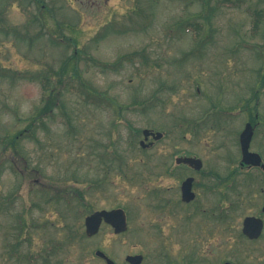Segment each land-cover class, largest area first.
I'll return each instance as SVG.
<instances>
[{
    "label": "rangeland",
    "instance_id": "374dc122",
    "mask_svg": "<svg viewBox=\"0 0 264 264\" xmlns=\"http://www.w3.org/2000/svg\"><path fill=\"white\" fill-rule=\"evenodd\" d=\"M155 1L141 0L146 12L136 13L139 0H0V69L9 71L0 77V264H20L9 259L14 244L32 254V264H104L98 249L119 264L136 254L143 264H264V234L255 243L240 239L244 218L264 205L263 181L240 198L230 192L222 220L231 201L239 208L222 226L203 208L187 213L179 201L186 173L167 172L185 149L205 160L206 171L226 175L230 167L217 130L190 139L186 120L211 108L230 112L253 90L264 121V61L256 55L264 49V17L254 30L264 0ZM185 21L204 28L185 32ZM76 49L81 81L60 89V105L46 127L35 125V140L22 136L18 153L4 150L44 95L39 80L20 77L52 76ZM121 59L116 70L106 68ZM232 117L230 129L239 132L243 119ZM144 129L164 137L143 149ZM261 142L257 132L255 148ZM203 181L212 182L199 177L196 205L210 209L217 199L204 193ZM66 192L75 196L71 203L54 201ZM114 208L125 209L128 231L116 236L103 225L84 238L86 216Z\"/></svg>",
    "mask_w": 264,
    "mask_h": 264
},
{
    "label": "flooded vegetation",
    "instance_id": "af4514ba",
    "mask_svg": "<svg viewBox=\"0 0 264 264\" xmlns=\"http://www.w3.org/2000/svg\"><path fill=\"white\" fill-rule=\"evenodd\" d=\"M233 110H234L233 113L223 111V112H220L217 116L213 112L206 111V112H203L204 115H202L199 118L190 119V120L185 121V126H187L186 128L187 134H191L190 139L199 137L201 131H198V130H200V128H202L203 126L211 125L213 129L217 130L219 135L223 138L221 142L217 145L218 150H225L226 152L225 160L230 165L226 175H222L221 173L214 172L213 169L206 171L205 160L200 155H198L196 152H193L188 149H185L182 152H175L174 159L180 156L201 159L205 166L204 169L198 170L195 168V166L193 167V166L181 164V165L176 166L178 168H172L168 171L169 174H174L176 173L177 169H181L186 173L181 180V186H180L181 198H179V201L185 205L187 213H189L190 212L189 210H192V209L203 208L208 212H204L202 216L206 217L207 219V215H208L210 220L213 221L214 220L213 216L216 215L217 222H220V223H222V216H223V209H224L223 204L224 203L226 204L229 202V198L231 197L230 196L231 191H236V194H238L237 195L238 198H240L241 195L243 194V192H240V191L242 189L250 188L251 185L254 184V181L258 182L259 180H261L263 181V184H264V169L262 166L255 167L254 165L242 163L243 148L241 145V135L248 124H251L254 127V136L250 144L249 150L251 152L260 154L264 161V142H261L259 147L255 148V137L257 135V132H263V141H264V130H263L264 127L262 126L264 124V121L260 117L259 113L256 112L255 95L251 93L248 99L243 101V104L238 105L237 107H234ZM231 114H236L239 118L242 117L243 119V126H242L243 129L240 130L239 132H234L233 130L230 129L231 119H233ZM229 139L230 141L232 140L231 143H233L237 149L234 157L231 155V153H229V150H228L229 143H230ZM200 176H204L205 179L212 181V182L203 181L202 183L199 184V186L203 189L205 194L208 193V194H211L212 196L215 195L217 199V203L215 204V207H212L210 209L204 208L202 205H196V202L201 197V193L197 189L198 179ZM189 179L193 180L191 191L192 193H194L195 197L190 202H187L183 199V184ZM224 190L226 191L224 192ZM261 193L263 194V197H264V185L261 187ZM171 210H175V209H171ZM249 216L264 220V205L259 213H256V215H249ZM187 218L189 217L187 216ZM263 234H264V231H263ZM120 235H123V234H116V236H120ZM243 236L247 240L251 241L252 243H255L256 241L261 239L259 238L258 240H250L247 236L245 235ZM103 252L115 264H119L115 260V257L112 254L106 251H103ZM111 255L113 257H111ZM95 256L99 258L104 264H108L107 259H105L104 257H99L96 254ZM129 256H132V255H128L125 258V261L127 264H130L127 260ZM12 260H14V258ZM32 263H33L32 260L30 261V259H26L24 260L22 264H32Z\"/></svg>",
    "mask_w": 264,
    "mask_h": 264
},
{
    "label": "trees",
    "instance_id": "16d2710c",
    "mask_svg": "<svg viewBox=\"0 0 264 264\" xmlns=\"http://www.w3.org/2000/svg\"><path fill=\"white\" fill-rule=\"evenodd\" d=\"M141 0H139V3L137 5V10L136 13H145L146 12V8L142 5V2H140ZM158 1V0H156ZM155 1V2H156ZM156 4V3H155ZM151 9L153 10V6H150ZM264 17V10L259 11L256 13V20H255V24H254V30H257L258 28H260L261 26V22L263 21ZM181 27H184L185 30L189 31L191 27H193L194 30H196V33H198L199 31H201L204 27L201 23H191V22H181L180 23ZM203 27V28H202ZM63 41H67L70 44H74L75 45V39H73L72 37H65L63 36V40H61V42L63 43ZM255 48H259V45H254ZM261 55V56H260ZM78 57H79V51L78 49L75 50V52L66 59V61L63 62V64L61 65L60 69L57 71H54V75L52 74V76H50V74L44 73V75H42L41 77H37L38 75H34V74H24L22 75V77H20V79L23 80H30V81H37L39 80L42 88L44 90V95L42 98V103L41 105L28 117V121L30 122L29 126L27 129H24L21 132H18V134H15L14 136H10V142L6 145V148L8 147H12L13 150H15L16 153H18V149H16L19 145L20 139L22 136H27L28 138L35 140L36 139V134L35 132V125L38 123H41L42 126L46 127V120L51 119L54 117V114L56 112V109L59 107L60 105V97H61V93H60V89L66 85L67 83L70 84V82L75 83L77 80L81 81V74L79 73L78 70ZM257 57L261 58L264 57V49L259 48V51L257 53ZM124 62L123 59L117 61L116 63L113 64H109L106 66L107 69H115L119 66L122 65V63ZM0 77H7V74L5 72H9L8 69L6 68H1L0 69ZM57 77H60L61 79H58ZM261 85L262 87L264 86V78L261 81ZM60 87V88H59ZM100 183H103V181H100ZM77 196L79 194H76ZM61 198H64L65 201H67L68 203H71L73 198H75V196L73 195H69L67 192L65 194H58L56 195L55 200H59ZM53 201H51V198L48 200V203H51ZM81 203V200H80ZM88 212V211H87ZM229 215L226 214V217H228ZM21 219L22 222V218L19 217ZM21 226H23V224H21ZM20 229V227H18ZM23 229V228H22ZM79 235L72 233L71 239H76ZM10 252H14L16 255V259L18 262H20L21 264L24 262V260L26 259H30V261L32 260V254L30 253H18V245L14 244L13 247L11 248Z\"/></svg>",
    "mask_w": 264,
    "mask_h": 264
},
{
    "label": "water",
    "instance_id": "95a60500",
    "mask_svg": "<svg viewBox=\"0 0 264 264\" xmlns=\"http://www.w3.org/2000/svg\"><path fill=\"white\" fill-rule=\"evenodd\" d=\"M145 140H148L150 135L156 140H159L163 137L161 133H153L150 130L144 131ZM253 137V128L251 125H248L245 131L242 133L241 136V143L244 152V159L243 162L247 164H253L255 166L261 165L262 159L258 154L250 153L249 146L251 139ZM141 145L145 148L147 145L145 141L141 142ZM177 163H186L194 166L196 164L197 169L202 168V163L199 160L191 159V158H179L177 159ZM192 179L187 180L183 184V199L187 202H190L194 199L195 195L192 193ZM103 222H106L112 225L115 228L116 233H122L127 230V217L125 212L122 209L112 210V211H97L92 215L88 216L85 221L86 225V234L89 237L96 235ZM263 230V221L261 219H257L254 217H249L244 222V233L248 235L250 238L255 239L261 235ZM97 255L100 257H104L107 259L108 264H115L112 260H110L104 253L101 251L97 252ZM128 261L131 264H141L143 261V256H130L128 257ZM231 264V263H226Z\"/></svg>",
    "mask_w": 264,
    "mask_h": 264
}]
</instances>
